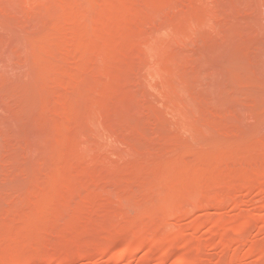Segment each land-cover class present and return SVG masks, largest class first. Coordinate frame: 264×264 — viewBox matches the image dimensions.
Listing matches in <instances>:
<instances>
[{
    "label": "rangeland",
    "instance_id": "1",
    "mask_svg": "<svg viewBox=\"0 0 264 264\" xmlns=\"http://www.w3.org/2000/svg\"><path fill=\"white\" fill-rule=\"evenodd\" d=\"M0 264H264V0H0Z\"/></svg>",
    "mask_w": 264,
    "mask_h": 264
}]
</instances>
